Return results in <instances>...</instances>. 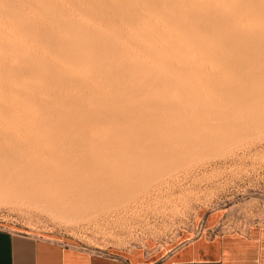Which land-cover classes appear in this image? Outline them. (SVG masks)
<instances>
[{
    "label": "rangeland",
    "instance_id": "obj_1",
    "mask_svg": "<svg viewBox=\"0 0 264 264\" xmlns=\"http://www.w3.org/2000/svg\"><path fill=\"white\" fill-rule=\"evenodd\" d=\"M259 10L264 0H0V181L63 184L52 192L74 202L53 213L50 186L47 203H28L16 195L29 184L2 183L0 224L115 254L264 224ZM94 182L110 190L83 207Z\"/></svg>",
    "mask_w": 264,
    "mask_h": 264
},
{
    "label": "crops",
    "instance_id": "obj_2",
    "mask_svg": "<svg viewBox=\"0 0 264 264\" xmlns=\"http://www.w3.org/2000/svg\"><path fill=\"white\" fill-rule=\"evenodd\" d=\"M0 264H264V224L115 253H93L0 224Z\"/></svg>",
    "mask_w": 264,
    "mask_h": 264
},
{
    "label": "bare ground",
    "instance_id": "obj_3",
    "mask_svg": "<svg viewBox=\"0 0 264 264\" xmlns=\"http://www.w3.org/2000/svg\"><path fill=\"white\" fill-rule=\"evenodd\" d=\"M250 7H251V6H250ZM259 9H260V8H259ZM262 9H263V8H262ZM256 10L258 11V9H256ZM256 10H255V12H256ZM260 11H262V10H259V12H260ZM263 11H264V10H263ZM263 11H262V15H263ZM234 12H235V11H234ZM248 13H249V12H248ZM248 13H246V14H248ZM260 13H261V12H260ZM240 14H241V12L239 13V15H240ZM237 15H238V14H237ZM248 15H249V14H248ZM260 15H261V14H260ZM250 16H251V15H250ZM256 16H257V15H256ZM258 17H260V16L258 15ZM263 17H264V15H263ZM259 20H260V19H259ZM218 24L220 25V23H218ZM224 24H226V23H224ZM228 25H229V24H228ZM252 31H253V30H252ZM252 31H251V32H252ZM255 31H256V30H255ZM259 31H260V30H259ZM253 32H254V31H253ZM253 32H252V33H253ZM262 32H263V31H262ZM256 33H257V31H256ZM258 33H259V32H258ZM259 34L262 35L261 32H260ZM263 34H264V33H263ZM215 39H216V37H215ZM215 39H214V40H215ZM258 39H259V38H258ZM219 40H220V39H219ZM263 40H264V38H263ZM263 40H262V42L259 40V41L261 42V44L263 43ZM220 41H221V40H220ZM227 41H228V40H227ZM84 42H85V41H84ZM260 42H258V43H260ZM262 45L264 46V44H262ZM95 46H96V45H95ZM240 46H241V45H240ZM262 50H263V49H262ZM261 52H262V51H261ZM263 52H264V51H263ZM263 52H262V53H263ZM262 53H260V54H262ZM99 54H100V53H99ZM252 54H253V53H252ZM254 54H255V52H254ZM257 54L260 55L259 52H258ZM257 54H255V55H256L257 58H258L259 56H258ZM262 55H263V54H262ZM253 58H254V57H253ZM253 58H252V59H253ZM257 58H254V60L256 61ZM252 59H250V60L252 61ZM259 59H261V56H260ZM250 60H249V61H250ZM261 60L264 61V57H262ZM261 60H260V62H261ZM233 61L236 63V60L233 59L231 62H233ZM257 61H259V60L257 59ZM243 62H244V61H242V63H243ZM245 62H246V61H245ZM253 62H254V61H253ZM246 63H247V62H246ZM250 63H251V62H250ZM250 63H249V64H250ZM255 63L258 64V62H255ZM230 64H231V63H230ZM249 64H247V65H249ZM231 65H232V64H231ZM243 66H246V65H244V63H243ZM241 67H242V66H241ZM108 73H109V72H108ZM59 76H60V75H59ZM110 81H111V80H110ZM156 82H157V81H156ZM253 86H254V85H253ZM253 86H252V87H253ZM263 88H264V87H263ZM131 90H132V89H131ZM135 90H136V89H135ZM144 91H145V90H144ZM126 92H128V91H126ZM131 92H132V91H131ZM131 92H130V93H131ZM131 98H132V97H131ZM75 99H76V98H75ZM198 106H199V105H198ZM222 116H223V115H222ZM122 119H123V118H122ZM120 121H121V120H120ZM125 121H126V120H125ZM76 122H77V121H76ZM122 122H124V120H123ZM60 125H61V124H60ZM236 128H237V127H236ZM201 135H203V134H201ZM113 136H114V135H113ZM201 138H202V137H201ZM206 139H207V138H206ZM206 139H205V140H206ZM174 140H175V139H174ZM205 140H204V141H205ZM125 141H126V140H125ZM197 141H198V140H197ZM199 141H200V140H199ZM209 141H210V140H209ZM206 142H207V141H206ZM206 142H204V143H206ZM118 143H119V142H118ZM194 143H195V142H194ZM194 143H193V144H194ZM193 144H192V145H193ZM196 144H197V143H196ZM200 144H201V143H200ZM202 145H203V144H202ZM206 145H208V144H205V145H203V146L200 145V147H204V146H206ZM193 146H194V145H193ZM195 146H196V145H195ZM198 146H199V145H198ZM189 147L192 148V146H189ZM189 147H188V148H189ZM200 147H199V148H200ZM206 147H207V146H206ZM209 147L211 148V146H208V148H209ZM199 148H198V149H199ZM201 149L204 150L203 148H201ZM201 149H200V150H201ZM193 150H195V148H194ZM120 159H121V158H120ZM120 159H119V160H120ZM151 159H152V158H151ZM153 159H154V158H153ZM153 159H152V160H153ZM175 159H176V158H175ZM3 160H5V159H3ZM116 160H117V159H116ZM154 160H155V159H154ZM5 161H6V160H5ZM12 161H13V160H12ZM149 161H150V159H149ZM163 161H164V160H163ZM151 162H152V161H151ZM156 162H157V161H156ZM3 163H4V162H3ZM145 163L147 164V162H145ZM154 163H155V162H154ZM6 164H7V163H6ZM30 164H33V163H30ZM112 164H113V163H112ZM146 164H144V165H146ZM148 164H149V162H148ZM148 164H147V165H148ZM165 164H166V163H165ZM7 165H8V164H7ZM27 165H28V164H27ZM69 165L72 166L73 164H69ZM69 165H68V167H69ZM131 165H132V164H131ZM133 165H134V164H133ZM151 165H154V164H151ZM157 165H158V164H157ZM162 165H164V164H162ZM162 165L160 166V168H161V167H164V166H162ZM3 166H4V165H3ZM8 166H9V165H8ZM64 166H65V165H64ZM71 166H70V167H71ZM73 166H74V168L76 167V165H73ZM79 166H80V165L77 164V167H79ZM113 166H115V168H116V165H113ZM10 167H11V166H10ZM21 167H22V166H21ZM29 167H30V166H29ZM61 167H62V165H61ZM117 167H118V166H117ZM143 167H144V166H143ZM143 167H142V168H143ZM74 168H73V169H74ZM106 168H107V170L109 169L108 167H106ZM111 168L114 169L113 167H111ZM158 168H159V166H158ZM15 169H16V168H15ZM15 169H14V170H15ZM63 169H64V168H63ZM78 169H79V168H78ZM146 169H149V168H144L143 170H146ZM156 169H157V168H156ZM0 170H1V169H0ZM28 170H29V169H28ZM65 170H66V167H65ZM71 170H72V169H71ZM103 170H104V169H102V171H103ZM114 170H115V169H114ZM140 170L142 171V169H140ZM159 170H160V169H159ZM11 171H12V170H11ZM30 171H31V170H30ZM73 171H74V170H73ZM73 171H72V174H73ZM81 171H82V169L80 170V172H81ZM105 171H106V170H105ZM1 172H2V170H1ZM6 172H7V171H6ZM23 172H24V171H23ZM33 172H34V171H33ZM33 172H32V173H33ZM43 172H45V171L43 170ZM66 172H67V171H66ZM78 172H79V170H78ZM98 172H100V170H99ZM107 172L109 173V171H107ZM113 172H114V171H113ZM115 172H116V174H117V171H115ZM125 172H126V171H125ZM137 172H140V171H137ZM143 172H144V171H143ZM145 172H146V171H145ZM8 173H9V171H8ZM30 173H31V172H30ZM59 173H60V172H59ZM84 173H85V172H84ZM140 173H141V172H140ZM1 174H2V173H1ZM4 174H6V173H4ZM4 174H2V175L4 176ZM21 174H22V173H21ZM87 174H89V173H87ZM94 174H95V173H94ZM106 174H107V173H106ZM127 174H128V173H127ZM135 174L139 175L138 173H135ZM25 175H26V174H25ZM25 175H24V176H25ZM31 175H32V174H31ZM38 175H39V174H38ZM40 175H41V174H40ZM59 175H60V174H59ZM59 175H58V176H59ZM84 175H86V174H84ZM84 175H83V177H84ZM92 175H93V174H92ZM96 175H97V173H96ZM99 175H100V174H99ZM101 175H102V174H101ZM118 175H119L118 177H120L121 173H120V174L118 173ZM141 175H143V174H141ZM3 176H1V177H3ZM10 176H11V175H10ZM36 176H37V175H36ZM77 176L80 177V176H82V174H81L80 176H79V175H77ZM87 176H90V175H87ZM87 176H86V178H88ZM102 176L104 177V175H102ZM107 176H108V175H107ZM107 176H106V177H107ZM110 176H111V175H110ZM113 176H114V175H113ZM121 176H122V175H121ZM124 176H126V175L124 174ZM124 176H122V177H124ZM128 176H129V175H128ZM135 176H136V175H135ZM4 177H7V176H4ZM8 177H9V175H8ZM96 177H97V176H96ZM100 177H101V176H100ZM118 177H116V178H118ZM140 177H141V176H140ZM15 178H16V177H15ZM35 178H36V177H35ZM58 178H59V177H58ZM60 178H61V177H60ZM94 178H95V177H94ZM97 178H98V177H97ZM104 178H105V177H104ZM125 178H126V177H125ZM130 178H131V177H130ZM130 178H129V179H130ZM6 179H7V178H6ZM12 179H13V178H12ZM21 179H22V178H21ZM21 179H20V181H21ZM29 179H30V178H29ZM31 179H32V178H31ZM33 179H34V177H33ZM33 179H32V180H33ZM63 179L65 180V179H67V178H63ZM69 179H70V178H69ZM73 179H74V178H73ZM79 179H80V178H79ZM92 179H93V178H91V184H93ZM100 179H101V178H100ZM105 179H106V178H105ZM119 179H120V178H119ZM119 179H116V181L122 182L124 178H123V179L121 178L122 181H120ZM0 180H1V178H0ZM4 180H5V178H3L2 181H4ZM18 180H19V179H18ZM24 180L26 181L27 178L24 179ZM71 180H72V178H71ZM102 180H103V178H102ZM102 180H101V181H102ZM111 180H113V179H111ZM6 181H9V182H6ZM6 181H4L5 184H4L3 182L0 181V186L3 185V186L5 187V189H6L7 187H8V188H11L12 193H13V191L17 192V190H18L20 187H22V186H23L22 188H23L24 190L27 189L28 186L26 185L27 187L25 188V187H24V186H25L24 184H26V183L29 184L28 182H30L29 180H27L28 182H25V183L22 182V183H24V184H22V186H19V184H18V186H17V185L14 186V185L16 184V183L14 182V180H13V182L10 181V180H8V179H7ZM33 181H34V180H33ZM55 181H56V180H55ZM60 181H61V180H60ZM67 181H68V180H67ZM67 181H65V182H67ZM73 181H74V180H73ZM80 181H82V180H80ZM84 181H85V180H84ZM84 181H83V182H84ZM96 181H97V179H95V182H96ZM99 181H100V180H99ZM114 181H115V180H114ZM124 181H125V179H124ZM124 181H123V182H124ZM11 182H12V184L10 185ZM58 182H59V181H58ZM87 182L89 183V180H87ZM95 182H94V186H93V188H92L93 190H91V192L89 191L90 193H92V191H95V190H97V192H99V190H101L99 193H101V192H107V191L109 192L110 189H109L108 187H104V186H103L104 183H103L102 185H100V184L98 185V183H95ZM102 182H104V181H102ZM102 182H100V183H102ZM106 182H107V181H106ZM106 182H105V186H107V185H106ZM108 182H109V181H108ZM126 182L128 183L129 181H126ZM2 183H3V184H2ZM13 183H15V184L13 185ZM19 183H20V182H19ZM31 183H32V182H31ZM33 183H35V182H33ZM62 183H64V181H63ZM69 183H72V181L70 182V180H69ZM69 183H67V185H69V186H67V187H68L69 189H70V188H73L74 185L72 186V184H71V187H70V184H69ZM84 183H85V182H84ZM84 183H83V184H84ZM109 183L111 184L112 182H109ZM1 184H2V185H1ZM64 184L66 185V183H64ZM78 184H79V183H78ZM83 184H82V185H83ZM85 184H86V186H89L87 183H85ZM107 184H108V183H107ZM113 184H114V183H112L111 185H113ZM9 185L12 186V187H9ZM30 185H32V184H29V186H30ZM48 185H49V184H48ZM52 185L54 186V188H55V185H57L56 187L59 188V187H61L63 184H61V186H58V185H60L59 183H58V184L56 183L55 185L52 183ZM96 185H98V186H96ZM114 185H115V184H114ZM126 185H129V184H126ZM126 185H125V186H126ZM35 186H36V185H35ZM37 186H38V185H37ZM49 186H50V185H49ZM49 186L46 185L47 188H48ZM77 186H78V185H77ZM86 186H85V187H86ZM117 186H121V184H120V185L117 184ZM15 187H16V188L19 187V188L16 189ZM33 187H34V186H33ZM33 187L30 186V189H27V192H28V193H26V192L23 190L24 193H21L22 195H20V192H19V194L16 195V196H18V197H20V198H25V199L29 200L28 203H30V201L34 203V201L37 200L38 198H39L40 203H41V202H44V203L46 202V203H47V199L49 198V197H47V196H50V197H51L54 193H56L55 191L52 192V191L54 190V188H52V186H50L52 190H51V189H48V190H47V193H46L45 191L42 192V190L47 189L46 187H44V189H43L42 187H40V189H39L38 187H36V188H33ZM50 187H49V188H50ZM64 187H66V186H64ZM89 187L91 188V185H90ZM89 187H88V188H89ZM109 187H111V186H109ZM126 187H127V186H126ZM126 187L124 188V186H123L124 189H126ZM128 187H129V186H128ZM128 187H127V188H128ZM22 188H20V189H22ZM31 188H33V189H31ZM37 188H38V190H37ZM58 188H57V190H56V189H55V190L58 191V190L60 189V188H59V189H58ZM74 188H75V187H74ZM86 188H87V187H86ZM112 188H113V187H112ZM120 188H121V189H120ZM120 188L118 187V189L123 190V189H122V186H121ZM41 189H42V190H41ZM61 189H62V192H61V190H60L59 193H60V194H66L65 192H66L67 190L64 188V189L66 190V191L64 192L63 187H62ZM94 189H95V190H94ZM2 190H3V189L0 187V199H1V200L3 199V201H4L3 196L6 197L7 195L2 194V193H3ZM6 190H7V189H6ZM8 190L10 191V189H8ZM8 190H7V191H8ZM40 190H41V191H40ZM49 190H51V192H49ZM71 190H72V189H71ZM71 190H70V191H71ZM89 190H90V189H89ZM120 190H118V191H120ZM18 191H19V190H18ZM20 191H21V190H20ZM38 191H40V193H39ZM76 191H77V190H76ZM86 191H88V190H86ZM114 191H115V190H114ZM63 192H64V193H63ZM67 192H69V191H67ZM108 192H107V193H108ZM110 192H112V191H110ZM17 193H18V192H17ZM17 193H16V194H17ZM45 193H46V194H45ZM51 193H52V195H51ZM81 193H82V192H81ZM84 193H85V192H84ZM90 193H89V194H90ZM99 193H98V194H99ZM115 193H116V191H115ZM7 194H9V196L11 195L10 192L7 193ZM44 194L47 195V196H46V198H47L46 200L44 199V197H45ZM48 194H50V195H48ZM56 194H57L58 196H57ZM56 194H55V195H56V198H54L55 196L53 195V196H54V197H53L54 199H53V198H52V199H49L50 201L52 200L53 202H50V201H49L48 203H50V205H49V206H46V207H47L46 209H47V210H52L53 213H54V211H55V212L59 211L58 214H59V213L61 214V209L63 208V206H65V208L68 209L67 206H70L69 204H72V203L74 204V202H72V201L69 200L70 197H67V198H69L68 200L70 201V203H69V202H66V201H65V198H64V199L61 198L62 196L64 197L65 195H62V196H61L60 194H58V192H57ZM76 194H77V192H76L74 195L77 196ZM82 194H83V193H82ZM85 194H86V193H85ZM96 194H97V193H96ZM109 194H111V193H109ZM109 194H108V195H109ZM112 194H113V193H112ZM14 195H15V194H12L13 197H14ZM66 195H67V194H66ZM70 195H71V193H70ZM99 195H101V196L103 195V196H104V194H102V193L99 194ZM108 195L105 194V196H108ZM60 196H61V197H60ZM81 196H82V195H81ZM83 196H84V195H83ZM86 196H87V195H85V197H83V198H84L83 200L80 199V197H78V196H77V197H78L79 199H78V200L76 199L77 201L82 200L83 203L85 202L84 204L82 203V204H83V207H84V205L90 204L91 201H93V199H92V197L94 196L93 193L89 196L90 198H87L88 196H87V197H86ZM91 196H92V197H91ZM101 196H100V197H101ZM97 197H98V195H97ZM8 199H9V197H8ZM10 199H11V197H10ZM95 199H96V198L94 197V200H95ZM11 200H12V199H11ZM19 200H20V199H19ZM68 200H67V201H68ZM5 201H6V198H5ZM37 201H38V200H37ZM37 201H36V202H37ZM64 201H65L64 204H67V203H69V204H67V205H63V204H62V208H61V202L63 203ZM73 201H74V200H73ZM77 201H75V202L77 203ZM36 202H35V203H36ZM80 202H81V201H80ZM94 202H95V201H94ZM37 203H38V202H37ZM37 203H36V204H37ZM53 203H55V204H53ZM42 204H43V203H42ZM51 204H52V205H51ZM73 204H72V205H73ZM80 204H81V203H80ZM91 204H93V203H91ZM91 204H90V205H91ZM38 205H39V203H38ZM72 205H71V206H72ZM74 206H75L74 208H76V209L73 208V210H77L78 207H76V205H74ZM79 206H81V205H79ZM39 207H41V204L39 205ZM41 208H42V207H41ZM65 208H64V209H65ZM93 208H94V206H93ZM93 208H92V209H93ZM43 209H45V207H44ZM46 209H45V210H46ZM64 209H63L64 214L67 213L68 211H69V212L71 211L70 209H69V210L66 209V211H64ZM71 209H72V207H71ZM85 209H86V208H85ZM85 209H84V210H85ZM88 209H89V208H88ZM90 209H91V207H90ZM53 210H54V211H53ZM85 211H86V210H85ZM73 212H74V211H72L71 214H73ZM81 212H82V211H81ZM83 213H84V212H83ZM55 214L57 215V213H55ZM67 214H69V213H67ZM74 214H75L76 218H78V217H84V215H83V214L80 215V213L76 215V213L74 212ZM84 214H87V215H88L89 213H86V212H85ZM65 215H66V214H65ZM69 215H70V214H69ZM69 215H68V216H69ZM87 215H86V216H87ZM66 216H67V215H66ZM71 216H72V215H71ZM71 216H69V217H71ZM69 217H68V218H69ZM73 218H74V215H73Z\"/></svg>",
    "mask_w": 264,
    "mask_h": 264
}]
</instances>
